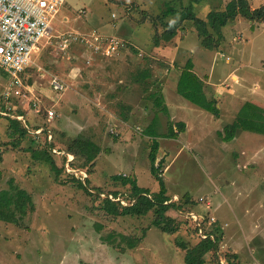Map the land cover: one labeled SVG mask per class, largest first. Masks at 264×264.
<instances>
[{
  "label": "rangeland",
  "instance_id": "1",
  "mask_svg": "<svg viewBox=\"0 0 264 264\" xmlns=\"http://www.w3.org/2000/svg\"><path fill=\"white\" fill-rule=\"evenodd\" d=\"M230 1L192 5L191 0H65L59 14L64 24L55 27L50 40L40 43L31 66L21 75V86L11 84V77L0 72V193L7 192L13 199L11 221L0 219V264H185L187 250L179 244L193 248L206 237L203 232L212 229L218 248L206 254L205 264H227L229 258L238 264H264V134L240 130L232 142H223L219 135L237 117L230 100L237 90L245 92L244 99L250 97L249 104L264 109L260 101L262 97L264 102V21L239 16L223 27L225 39L218 50L202 46L195 28L185 33L178 29L169 42L155 43L166 30L157 16L167 5L178 11L193 6L197 16L208 21L210 11L224 9ZM248 2L251 9L264 6V0ZM166 20L169 29L179 24L178 16ZM71 30L113 33L131 45L97 59L77 44L62 49L61 36ZM193 47L199 54H193ZM188 59L203 78H207L205 70L214 78L207 87L219 99V117L177 96L179 70L174 66ZM107 65L114 67V78L105 70ZM235 66L238 76L226 77ZM146 68L151 69V77L137 83L134 75ZM51 76L68 88L59 93L52 90ZM10 86L13 93L7 99L3 93ZM158 91L164 95L169 116L162 112L155 116L158 111L150 95ZM120 94L118 101L113 99L112 95ZM177 97L189 106L175 110ZM49 110L54 116L48 119ZM17 111L24 112L18 118L29 131L22 140L10 136V120ZM125 115L132 117L126 131L121 128ZM152 120L157 131L153 136L167 134L169 120L184 121L187 128L178 140L154 139L146 132ZM86 138L102 148L90 174L72 168L69 159L76 158L66 152L70 142ZM158 140L156 164L171 201H182L185 211L197 214L196 218L191 216L194 213L177 217L175 210H169L167 215L179 223L174 234L154 226L153 212L114 217L100 209L112 191L128 188L114 178L118 174L136 178L152 193L159 191L149 159ZM44 147L58 167L66 168L60 175L28 150ZM78 177L84 183L90 180L99 200L78 186L74 180ZM128 204L122 199V205ZM203 217L209 220L207 225L200 224ZM122 235L141 242L129 249Z\"/></svg>",
  "mask_w": 264,
  "mask_h": 264
},
{
  "label": "trees",
  "instance_id": "2",
  "mask_svg": "<svg viewBox=\"0 0 264 264\" xmlns=\"http://www.w3.org/2000/svg\"><path fill=\"white\" fill-rule=\"evenodd\" d=\"M174 1H179L180 3H182L181 0H173V2ZM204 1L208 0H191L190 3L192 5L202 4ZM219 7L220 6H218V8ZM168 16H178L179 24H176L174 25V27L169 29L170 27L166 22V18H168ZM239 16L245 17L252 22L264 21V6H261L258 9H251L248 0H231L224 7V9H214L210 11L208 14V21H206L205 19L197 16V13L194 11L193 6L184 7L182 11H178L176 8L167 5V8L163 10L160 15L157 16V20L164 24L166 30L161 35V37L158 38L157 36L155 38V43L159 45L161 43V40L169 42L177 36L178 29L184 31L185 33L189 29L195 28L193 30H196L198 41L201 43L202 46L218 50L225 39L223 27H226V25H229L234 22ZM99 57H104V55H100ZM184 65L185 66L183 67L180 63H176V65L174 66L176 69L179 70L175 85L177 93L184 99L195 104L201 109L219 117L220 108L217 107V102L215 100H209L207 98L204 88V80H202L201 77L194 72V63H192V61L188 59V61H186ZM168 68H170V66H168ZM0 72L7 73L1 67ZM151 75V69L146 68L142 69V72H138L136 75H134L133 79L136 82L141 83L142 80H149ZM150 96L154 98V105L158 111L155 115L156 118L159 112L166 113L169 116V109L166 105L164 95L160 91H158L152 93ZM248 104L249 102L243 105V108L238 112L234 122L227 125L224 132H219V135L223 138V141H232L236 137L237 132L240 130L264 134V109L258 105ZM247 107L253 108V111L250 110L251 113H248ZM17 112L18 113L16 114L15 118H12L10 120V136H17L19 140H22L27 137L29 131L28 128L25 126V122L23 123V121L18 118L20 116H23L24 112ZM46 114L48 118V111H46ZM155 121H153V123L147 127L148 130H146L147 134H149L154 139H157V137L160 139V136L165 138L176 139L179 137L181 132H185L187 127L186 123L183 121L173 122L169 120L168 133L160 136H153L156 135L157 132L153 129ZM159 141L160 140L155 141L153 143L149 158L151 161V173L159 182V191L152 193L150 189L141 187L137 183L136 178L132 176L118 174L114 178L116 180L121 181L122 185L128 186V188L126 189V191L123 192L118 190L112 191L113 195H111L113 196V198L109 196L104 198L102 200L103 203L100 209L107 216L114 217L127 215L141 217L149 214L150 212H153L156 216L153 222L154 226L167 234H174L179 230V223L177 222V220H175L174 217H170L169 215H167V212L173 209L176 211L177 217H181V213L194 212L192 210L185 211L186 209H184V204L182 201H171L172 197L168 195V188L166 182L161 176L159 165L156 164V158H158L157 154L160 148ZM32 142H35L34 139H32ZM50 145L53 146V143H51ZM67 148L68 149L66 152L68 154H73L76 158V160L69 159V165L72 168L76 166L80 169H86L88 174H90V167L95 164V158H97L99 154L102 153V148L89 138L74 140L72 141V143H69V146ZM28 150L31 151L32 157L35 160L50 164L57 172V175H60L62 171L66 169L64 166L58 167L56 165V162L52 159V155L48 151L47 147H44L41 151L38 150V148H29ZM63 155L64 157L66 156L64 160L65 162H67V155ZM77 159L80 161H78ZM1 176L2 171L0 170V180ZM74 180L78 183V186L81 189H83L86 193L91 194L92 196L95 195L94 197L99 200L100 197L98 196V194L96 195V193H93V190L91 191L92 187L89 185V179L86 183H84L80 177H78V179L74 178ZM96 190L100 191L101 189ZM186 197L189 199V196ZM122 199H127L129 204L122 205ZM12 203L13 199L11 196H9L7 192L0 193V219H4V221L7 222L11 221L12 213L10 211V208L12 206ZM17 203L18 202L14 204ZM208 222L209 220L207 219V217H203V220L200 221V224L202 223L203 225H207ZM218 223V221L214 222V226H218ZM218 228L219 227H217V229ZM212 231L213 229L210 231H204L203 233L206 234V237L204 238L201 236L202 238L193 248H188L184 243L179 244L181 248L187 250L185 254V264H205L206 254L210 253L211 251H217L218 243L215 238L211 237L214 234ZM122 236L123 240L126 241V246L129 249L136 248L141 242V239L138 238H132L124 235ZM110 238L112 237L109 236L108 239L110 240ZM124 249L125 248L122 247V250ZM234 257L237 258L236 255ZM226 263L238 264V262H235L231 258L227 259Z\"/></svg>",
  "mask_w": 264,
  "mask_h": 264
},
{
  "label": "built area",
  "instance_id": "3",
  "mask_svg": "<svg viewBox=\"0 0 264 264\" xmlns=\"http://www.w3.org/2000/svg\"><path fill=\"white\" fill-rule=\"evenodd\" d=\"M64 4L65 0H0V67L11 77V84L21 86V74L25 73L33 62V54L40 50V43L50 40L55 27L64 24L59 18ZM61 40L63 50L77 44L98 57L116 54L121 47L130 45L116 34L95 30H71L63 34ZM50 87L57 93L68 88L57 76L50 77ZM13 88L10 86L11 91L3 93L5 98L12 96ZM2 114L8 115L5 111ZM48 114L49 118L54 116L52 110H49ZM110 197L113 198L112 195ZM191 216L196 218L194 214Z\"/></svg>",
  "mask_w": 264,
  "mask_h": 264
},
{
  "label": "crops",
  "instance_id": "4",
  "mask_svg": "<svg viewBox=\"0 0 264 264\" xmlns=\"http://www.w3.org/2000/svg\"><path fill=\"white\" fill-rule=\"evenodd\" d=\"M192 52H193V54H195V53H198L199 54V52L197 51V48H195V47H193V50H192ZM221 53L222 54H224L222 51H221ZM216 57H217V52H216ZM221 58H225V56L224 55H221ZM97 59H103V58H100V57H98ZM185 62L186 61H183L182 63H181V66H185L184 64H185ZM227 62H229V60H227ZM166 64V63H165ZM176 65V64H175ZM238 66V65H237ZM237 66H235L234 67V69H232V70H230V72H232L233 74H230V73H227L226 75V77H229V78H232L233 76H238V74L237 75H235V73H236V69H237ZM239 67V66H238ZM112 69H114V67L112 68V67H110L109 65H107L106 66V71H107V73L108 74H112V77L114 78L115 77V74H114V71L112 70ZM198 69H194V72L195 73H197L200 77H201V79L202 80H204V83H205V93H206V96H207V98L209 99V100H215L216 102H217V100H219V99H215L214 98V96L212 97V95H213V93H214V90L212 89V90H209L208 89V85H210V86H212L211 84H213L212 83V79H214V78H210V74L208 75V73L207 72H205L204 71V73H205V75H207V78H203L202 77V75L201 74H199L198 72ZM211 73V72H210ZM232 76V77H231ZM239 77L242 79V77H241V75H239ZM238 77V78H239ZM228 78V79H229ZM209 79L211 80V83L209 84L208 83V81H209ZM219 79V78H218ZM221 79V78H220ZM240 79V80H241ZM177 80V79H176ZM218 81V80H217ZM213 82H215L216 83V81H213ZM137 83H139V82H137ZM137 83L135 84V86L137 85ZM176 83V82H175ZM245 92H243V91H239L238 92V90L236 91V95H232L233 97L232 98H230V100H231V102L234 104V107L236 108L235 109V114H233V115H235L236 116V114H238V112L243 108V105H244V103H246V102H249L250 101V97L249 96H247L248 98H249V100H246V99H244L245 98V94H244ZM178 94V93H177ZM232 94H234V93H232ZM177 96H179L180 98H183V97H181L180 95H177ZM112 97H113V99L114 100H116V101H118V99L120 98V97H122V95L120 94V96L119 95H112ZM127 97V96H126ZM179 97H177V101H176V103L177 104H174V109L175 110H177V108H180V106H184L183 108H187L189 105L188 104H185L183 101H181L180 99H179ZM257 97H258V95H257ZM183 100H184V98H183ZM228 101V100H227ZM260 101H261V103H264L263 102V98L262 97H260ZM185 102H189L188 100H186L185 99ZM181 103V104H180ZM189 103H191V102H189ZM227 103V102H226ZM129 104V103H128ZM192 105H193V103H191ZM167 105V104H166ZM179 105V106H178ZM217 106L219 107V105H218V103H217ZM168 107V106H167ZM196 107H198V106H196ZM199 108V107H198ZM135 111H139V109H137L136 107H135ZM168 109H169V107H168ZM201 109V108H200ZM128 110H129V108H128ZM202 111H205V110H203L202 109ZM206 113H208L207 111H205ZM143 114V113H142ZM156 115V114H155ZM131 116L130 115H125V117H124V120L122 121V123L124 124V125H122L121 126V128H123L125 131H126V128L127 127H129V125L131 124L130 122H131ZM184 122V121H183ZM153 123V120L152 121H150V123H148L147 124V126L146 127H148V126H150L151 124ZM128 125V126H127ZM187 128V127H186ZM124 130H121L123 133V135H124ZM238 132H240V131H238ZM238 132H237V134H236V137L232 140V141H235V139L237 138L238 139ZM160 138H163V137H161L160 136ZM172 139V138H171ZM177 140L179 139V137L178 138H176ZM176 139H173V140H176ZM222 140H223V138H222ZM232 141H228V142H232ZM223 142H227V141H223Z\"/></svg>",
  "mask_w": 264,
  "mask_h": 264
},
{
  "label": "clouds",
  "instance_id": "5",
  "mask_svg": "<svg viewBox=\"0 0 264 264\" xmlns=\"http://www.w3.org/2000/svg\"><path fill=\"white\" fill-rule=\"evenodd\" d=\"M225 58H226V57H225ZM30 66H31V65H30ZM30 66H29V67H30ZM29 67H28V68H29ZM28 68H27V69H28ZM25 72H26V71H25ZM195 216L197 217V215H196V214H195Z\"/></svg>",
  "mask_w": 264,
  "mask_h": 264
}]
</instances>
